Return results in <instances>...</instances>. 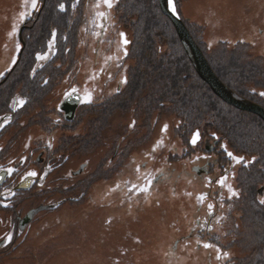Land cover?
<instances>
[{
	"label": "rangeland",
	"instance_id": "rangeland-1",
	"mask_svg": "<svg viewBox=\"0 0 264 264\" xmlns=\"http://www.w3.org/2000/svg\"><path fill=\"white\" fill-rule=\"evenodd\" d=\"M174 2L220 79L246 97L251 88L264 92V0ZM159 10L158 0H112L111 8L103 0H36L35 8L31 0H0V78L16 62L27 22L24 36L36 46L25 49L9 83L27 80L37 91L33 55L56 33L43 52L51 60L38 63L44 73L53 69L39 91L42 107L29 112L33 120L50 109L46 132L33 121L15 160L27 144L30 151L57 145L46 173L30 167L38 183L46 176L43 186L15 201V209H45L25 232L16 227L14 249L0 264H264L262 119L216 98L191 63L178 77L186 54ZM57 32L62 59L53 52ZM72 89L81 102L66 120L58 106ZM206 164L207 177L197 169ZM229 187L239 195L221 204Z\"/></svg>",
	"mask_w": 264,
	"mask_h": 264
},
{
	"label": "flooded vegetation",
	"instance_id": "flooded-vegetation-1",
	"mask_svg": "<svg viewBox=\"0 0 264 264\" xmlns=\"http://www.w3.org/2000/svg\"><path fill=\"white\" fill-rule=\"evenodd\" d=\"M41 11L42 10L39 9V11L35 14V16L32 17L34 19L29 21L28 23L38 18ZM27 24L25 25V28L22 33L24 44L23 45L21 44V48L18 53L16 62L13 65V67L6 74L2 75V77L0 78V124L4 125L3 127H0V230H1L0 231V254L8 253L10 250L13 251L16 227L19 233L25 232L27 228L31 225V222L33 221L35 215L45 209L44 206H38L35 208L29 207L27 210H24L23 208L15 209V201L19 200L22 202L25 198H28L30 191L32 190V188L36 187V185L43 186L44 184L43 181L46 180L45 179L46 176L41 182L38 183L39 180L36 177H31L28 175V173L30 172V167L35 166L39 168L41 173H46V171L51 167V164L53 161L52 154H54L55 152L54 150H56L54 148L57 147V145L55 146L54 144H52V146H45V145L38 144L36 150L30 151L29 148L31 146L30 144H27L25 145V148L23 149L24 152L21 154V157L15 160V157L17 156L18 153L14 151V148L19 147V146H16V144L20 142V138L23 137L24 132L26 131V129H28L31 126V123L33 121H38L39 122L38 125H40V128L42 129V131L46 132V128H45L47 126L46 116L48 114V111L50 110L46 108H41L40 112L37 113L38 116L36 118H34L33 120L32 119L30 120L29 118L31 117L29 112L32 106L39 104L38 106L42 107L39 102L41 99L44 98V96H42V94L39 93V91L46 90L45 78H48V75H47L48 71H50L51 73L53 72V69L51 67H49L48 70L45 71V73H44V70L41 69V67L38 68L39 60L35 59L36 55H33L34 65L36 63V67L38 69L35 68L33 73H36V75L38 74L35 79L37 81L38 90L36 91L35 87H32L30 82H28L27 80L26 82L22 81L21 79L19 81L12 80L11 83H9L10 76L15 70V67L17 66V64L20 62V58L22 57L21 55L23 54V52H25V49L27 50L28 47L30 48V47L36 46V45H30V43L24 36V31L30 28L28 27ZM53 30L54 28L52 27L50 31H53ZM37 33H39V30H36V34ZM57 34H58L57 36L58 43L56 44L57 48H56V45H54L53 52L54 53L56 52L55 56L57 58L62 59L60 45H64L62 44L64 39L62 38L61 33L57 32ZM33 35H35V31L32 33L31 36ZM51 37L52 35H48V37L46 38V42H45L46 45L48 41L51 39ZM46 45H43L42 47L43 50L40 52L41 54H44L43 52L46 49ZM37 47H40V46H37ZM30 54H32V52H30ZM51 58L52 56H49L47 58V62H49ZM47 66L48 64L44 65V67H47ZM20 83H22L23 86H22V90L18 91V87H16V85L14 84H20ZM255 89H252V88L250 89L251 91L250 94H252V96H247L248 98L242 94V91H239V92L236 91V93L247 98L248 100L261 106L264 109V96L261 97L260 93L257 92ZM75 94L79 95L78 93L71 92L64 99L60 100L58 108H59V111L63 113V116L65 119H66L65 113L63 109L61 108L62 103L66 98H68L71 95H75ZM79 97H80V102H81V96L79 95ZM21 100L24 101L23 104L19 103ZM76 109H78V106ZM76 109H75V112H76ZM61 112L58 114L61 115ZM26 117L28 119L25 120ZM55 119H57V117ZM58 119H60L59 116H58ZM73 119L74 117L72 118V120ZM262 122L264 125L263 120ZM53 125L57 127L60 124L59 122L58 123L53 122ZM36 153L37 155H35ZM222 153L223 152H221V149L218 150V155L220 156V158L226 156L225 154L222 155ZM59 154L63 156V151H61ZM21 158H25L23 162H21ZM253 158L256 159V157H253ZM230 160L232 159L230 158ZM8 168L13 169V172L11 174H9L6 171ZM42 169H45L44 170L45 172H43ZM197 169L199 172L202 169V172L205 173L204 175L206 177L209 176L210 174L209 164H206L205 167L202 166V168H197ZM221 189L222 187L219 186V190ZM220 193L221 195H223V191H221ZM24 196H27V197H24ZM231 200L232 198H229V196L226 195L225 197H222L221 204H224L226 201L228 204ZM37 208H39V211L36 212L32 216V218L29 219L27 222H24L28 214L32 210L37 209ZM9 235H11L12 237L10 242L7 239Z\"/></svg>",
	"mask_w": 264,
	"mask_h": 264
},
{
	"label": "water",
	"instance_id": "water-1",
	"mask_svg": "<svg viewBox=\"0 0 264 264\" xmlns=\"http://www.w3.org/2000/svg\"><path fill=\"white\" fill-rule=\"evenodd\" d=\"M158 1L162 14L167 17L173 25L183 50L199 78L209 86L210 90L217 97H219L228 105H231L241 111L252 112L258 115L264 121V109L236 93L216 75L200 46L196 43L193 36L191 35L184 20L177 12L174 14L168 9L167 0ZM25 23L26 22L21 25L18 31V40L22 45L24 44L22 33L25 28ZM79 103L80 97L77 94L71 95L63 101L61 108L65 113L66 119H72L75 109ZM38 211L39 208L32 210L24 222H27L29 219H31L32 216Z\"/></svg>",
	"mask_w": 264,
	"mask_h": 264
},
{
	"label": "snow or ice",
	"instance_id": "snow-or-ice-1",
	"mask_svg": "<svg viewBox=\"0 0 264 264\" xmlns=\"http://www.w3.org/2000/svg\"><path fill=\"white\" fill-rule=\"evenodd\" d=\"M31 3H32V7L35 8V6H36V0H31ZM103 3H104L107 7H109V8L112 7V0H103ZM167 6H168V9H169L171 12H173V13L175 14V12H176V6H175V2H174V0H167ZM63 7H64V6L61 5V9H63ZM24 15H25L24 13H21V19L24 18ZM101 15H103V13H101ZM55 36H56V33H55V31H53V33H52V39L49 41V47H51L52 44L54 43ZM120 36H121V42H122V44L127 45V44L129 43V41H128L127 38H126V34H125V33H121ZM17 47L19 48V45H18ZM125 54H126V52H125ZM46 58H47V53H44V54L37 53V55H36V59H37V60H43V59H46ZM13 63H15V61H13ZM124 82H126V80H125ZM75 91H76L75 89H72V92H75ZM260 95L264 96V92L260 93ZM84 99H85V102H89V101L91 100V95H90V94L87 95ZM19 103H20V104H23L24 101L21 100ZM5 123H6V121H5ZM3 126H4L3 124H0V127H3ZM161 131H162V132L167 131V125H164V126L162 127ZM198 139H199V133H198V132L193 133V136H192V139H191L190 143L195 144V143L197 142ZM226 154H227L231 159H233L234 161H236V163H241V162L244 161V157H242V156H236V155H234L232 152H227ZM24 159H25V158H21V162H23ZM253 159H255V158H253ZM6 171H7L9 174H11V173L13 172V169H12V168H8ZM28 175L31 176V177H36V176L38 175V173L35 172V171H31V172L28 173ZM226 179H227L226 176H222V177H220L219 180L216 181V183H217L218 185L223 186L224 181H225ZM150 184H151V181H149V185H150ZM133 187L136 188L135 185H133ZM137 191H148V189H147V188H137ZM228 192H229V198L236 197V196L239 195V193L236 192V191H235L233 188H231V187H229ZM203 195H206V194H202V196H203ZM260 203L264 204V200H261ZM208 208L211 210V209L213 208V205H212V204H209V205H208ZM209 215H211V212H209ZM7 239H8V241L10 242L11 239H12L11 235H9ZM203 246H204L205 248L212 247V245L207 244V243H205ZM225 255H227V253H225Z\"/></svg>",
	"mask_w": 264,
	"mask_h": 264
},
{
	"label": "trees",
	"instance_id": "trees-1",
	"mask_svg": "<svg viewBox=\"0 0 264 264\" xmlns=\"http://www.w3.org/2000/svg\"><path fill=\"white\" fill-rule=\"evenodd\" d=\"M160 11V10H159ZM158 15H160V16H163L160 12L158 13ZM159 17V16H158ZM63 25V24H62ZM172 25V24H171ZM64 26V25H63ZM196 41V40H195ZM182 46V45H181ZM183 50V49H182ZM183 52H184V50H183ZM177 54H178V51H177ZM184 54H185V52H184ZM183 54V55H184ZM175 55H176V53H175ZM208 60V59H207ZM184 61V62H183ZM179 62H181V71L179 72V76L178 77H180V79H184L185 77H186V75H182V73H186L187 72V69L188 68H190V66H187L186 67V63H190V61L188 60V58H187V56L186 55H184V59L183 58H180L179 59ZM182 62H183V64H182ZM208 62H209V60H208ZM190 65V64H189ZM211 65V64H210ZM212 67V66H211ZM212 69H213V67H212ZM214 70V69H213ZM215 73H216V71H214ZM194 75L195 76H197V74H196V72H194ZM216 75L219 77V75L216 73ZM197 78H198V76H197ZM220 78V77H219ZM235 81V84H236V82H237V80L235 79L234 80ZM204 82V81H203ZM205 83V82H204ZM225 83V82H224ZM206 84V83H205ZM226 85H227V83H225ZM207 85V84H206ZM228 86V85H227ZM188 88V87H187ZM189 89V88H188ZM210 89V88H209ZM211 91V90H210ZM212 92V91H211ZM212 94H213V92H212ZM216 98H217V96H215ZM230 107H232V106H230Z\"/></svg>",
	"mask_w": 264,
	"mask_h": 264
},
{
	"label": "bare ground",
	"instance_id": "bare-ground-1",
	"mask_svg": "<svg viewBox=\"0 0 264 264\" xmlns=\"http://www.w3.org/2000/svg\"><path fill=\"white\" fill-rule=\"evenodd\" d=\"M17 38H18V34H17ZM178 39H179V38H178ZM18 41H19V40H18ZM179 41H180V40H179ZM74 115H75V112H74ZM74 115H73V117H74ZM73 117H72V118H73ZM71 120H72V119H71Z\"/></svg>",
	"mask_w": 264,
	"mask_h": 264
}]
</instances>
